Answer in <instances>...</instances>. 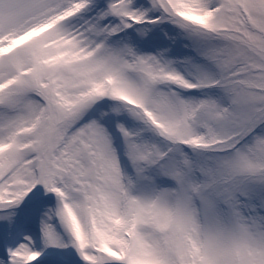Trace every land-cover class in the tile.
<instances>
[{"label":"snow or ice","instance_id":"snow-or-ice-1","mask_svg":"<svg viewBox=\"0 0 264 264\" xmlns=\"http://www.w3.org/2000/svg\"><path fill=\"white\" fill-rule=\"evenodd\" d=\"M0 264H264V0H0Z\"/></svg>","mask_w":264,"mask_h":264}]
</instances>
